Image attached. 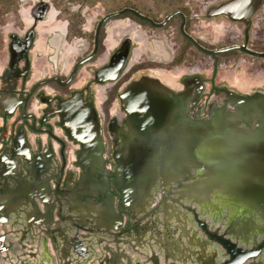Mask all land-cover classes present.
Here are the masks:
<instances>
[{
	"label": "flooded vegetation",
	"instance_id": "obj_1",
	"mask_svg": "<svg viewBox=\"0 0 264 264\" xmlns=\"http://www.w3.org/2000/svg\"><path fill=\"white\" fill-rule=\"evenodd\" d=\"M0 4V9L6 6L7 18L24 12L16 10V5H22L10 0H0ZM68 5L70 0H57V4L38 0L22 13L23 22L4 41L7 54L0 61V264H264V240L258 233L236 235L225 230L199 210V200L191 190L167 177V143L185 139L176 133L238 112L232 104L235 98L264 96V80L246 83L242 78L219 75L223 62L236 63L243 57L264 61V43L253 37L264 0H214L200 18L220 33L227 28L224 33L228 35L218 41L207 33L193 36L190 27L198 18L188 14L193 6L189 2L186 9L162 21L128 7L109 13L98 20L90 54L73 67L68 65L66 74L53 69L33 82L37 43L51 31L56 32L49 41L54 48L74 39ZM61 15L68 18L62 21ZM108 17L112 18L103 23ZM129 18L143 29L165 30L179 22L182 48L170 58L169 47L159 44L154 59H144L141 51L132 64L140 43L129 35L117 43L113 35L114 51L99 67H89L87 78L79 81L82 67L102 59L109 23L117 21L129 29L131 24L125 22ZM123 47L129 48V54L121 73L117 74L119 64L117 71L101 73ZM186 48L210 58L211 70L173 77L171 69L184 62ZM224 50L228 52L219 53ZM48 60L59 63L57 55ZM113 77H117L114 82L106 81ZM156 80L166 88L160 99L166 101L167 88L170 91L175 103L170 116L175 120L167 121L165 104V113L155 125L140 130L130 120L124 94L133 84L149 86ZM101 87H105L103 92ZM148 148L152 151L145 152ZM134 157L150 160L143 172L150 176L148 182H137L129 190L123 165ZM155 175L158 183H153Z\"/></svg>",
	"mask_w": 264,
	"mask_h": 264
},
{
	"label": "water",
	"instance_id": "obj_2",
	"mask_svg": "<svg viewBox=\"0 0 264 264\" xmlns=\"http://www.w3.org/2000/svg\"><path fill=\"white\" fill-rule=\"evenodd\" d=\"M226 52L228 50L219 53ZM128 54L129 48L123 47L101 73L117 71L119 64L117 74H120ZM208 54L216 55L217 52ZM91 59L81 62L78 67ZM116 78L106 81L114 82ZM164 92L165 85L157 80L149 86L133 84L126 90L127 112H131L130 120L140 130L155 125L165 113V104L167 121L174 122L175 118L170 114L175 103L168 88L167 100L160 99ZM232 104L238 112L220 115L210 123L187 127L185 133L175 134L185 139L167 143V177L171 183L191 190L189 192L199 200V210L204 211L211 221L216 220L221 227L231 229L236 235L256 232L264 240V96L235 98ZM150 151L148 148L145 152ZM149 161L141 157L124 161L123 175L129 190H134L137 182H148L150 175L143 172L149 167ZM155 176L153 183L159 178Z\"/></svg>",
	"mask_w": 264,
	"mask_h": 264
},
{
	"label": "rangeland",
	"instance_id": "obj_3",
	"mask_svg": "<svg viewBox=\"0 0 264 264\" xmlns=\"http://www.w3.org/2000/svg\"><path fill=\"white\" fill-rule=\"evenodd\" d=\"M201 1H204L201 4ZM38 0H26L25 3H21L20 0H10V3L16 5V3L22 5L18 7L16 5V10H22L26 13L28 12V8L32 6V4L37 3ZM71 5H68L69 11L72 15V19L74 22L72 23V36H74L73 41H68L67 44H63L60 47H52L49 41L52 39L56 32L51 31L48 32L47 37H45L41 42L37 43V49L35 50L34 60H35V74L33 77V82L38 80V76L40 74H47L53 71L54 73H63L66 74L68 65L73 67L80 60L85 58L93 49V39L96 30V26L98 20L102 17H105L107 14L122 10L124 8H134L136 10L142 11L144 13H148L156 21H162L166 15L172 14L176 10L186 9V3L192 4V12L189 11L188 14L194 15L198 18L195 20L194 25L190 27V31L193 36L204 34L210 35V37L214 38L215 41L222 40L226 35V33H220L218 30H211L212 28L207 21L203 18H200L201 15L208 9L214 0H70ZM84 2V3H83ZM90 2V3H89ZM54 3L57 4V0H54ZM84 5H83V4ZM87 3L88 5H85ZM64 3L61 4V6ZM82 4V6H80ZM1 5V4H0ZM1 7V6H0ZM2 9V10H1ZM0 9V61L4 62L6 59V50L4 41H7V35L13 30L12 28L17 26V24L23 22V18L21 17L22 13L18 15L15 13V16H11L9 18L4 16V10L6 6H2ZM6 13V12H5ZM67 15H61L60 20L67 19ZM132 18L127 19L125 22L131 24V29H123L120 27V22L113 21L109 23L108 26H111V34L114 35L117 43H119L120 38L124 35H129L136 41L139 42L140 47L136 52V58L133 63L137 62L139 59V55L141 51H143L144 59H154V54L156 52V47L159 44L169 47V57L172 58L176 53H178L179 49L182 48L184 43L182 37L179 32V22H173L170 24V27L163 29H155V28H141V25L135 23L142 31H140L133 23ZM115 24V25H114ZM253 37L257 38L255 42H263L264 43V8L261 11L259 17L256 19L254 23ZM107 26V27H108ZM60 27V26H59ZM61 28V27H60ZM56 29V27H55ZM54 29V30H55ZM106 32V31H104ZM143 32V33H142ZM234 33V32H232ZM230 33V34H232ZM236 34V33H235ZM109 33H104V38L106 39ZM136 36V38L134 37ZM72 38V37H71ZM228 43L223 42L221 45H227ZM221 45H215L214 47H220ZM138 46H134L137 48ZM117 48V47H116ZM115 48V49H116ZM39 50V51H38ZM187 50V48H186ZM114 51V50H113ZM111 49H108V45H102L101 55L102 59L90 63L88 67H82L79 71V81H84V78H87L89 67L97 66L99 67L104 62V57L108 55V53L113 52ZM59 58V63H53L48 59L50 57ZM135 54H133L134 56ZM133 58V57H132ZM244 60H239L236 63L227 62L226 64L221 63V68L219 69V75L221 77L229 78H242L243 81L254 82L256 79L261 82L264 80V61L261 62H252L253 60H247L248 58L243 57ZM211 59L203 57L199 55L194 50H187V57L184 59L180 65L171 69L172 73H170L173 77L179 78L186 73L193 72H203L204 70H211ZM97 62V64H96ZM208 62V63H207ZM93 64V65H92ZM252 64H255L252 66ZM259 67H255V66ZM210 67V68H209ZM94 69V67H93ZM209 69V70H208ZM259 69V70H258ZM253 70L255 71L253 73ZM259 71V72H258ZM258 72V73H257ZM257 82V81H256ZM102 92L105 90V87H101L99 89ZM109 92V90H108Z\"/></svg>",
	"mask_w": 264,
	"mask_h": 264
},
{
	"label": "bare ground",
	"instance_id": "obj_4",
	"mask_svg": "<svg viewBox=\"0 0 264 264\" xmlns=\"http://www.w3.org/2000/svg\"><path fill=\"white\" fill-rule=\"evenodd\" d=\"M111 27V26H110ZM212 29L211 30H214V27H211ZM113 29V28H112ZM111 28H109V40H108V43H107V45H108V47L110 48V49H112V48H114V46H115V44L113 43V41H112V38H111V36H113L111 33V30H112ZM129 29H131V28H129ZM222 30V32H224L225 30H227V28L226 27H224V28H221ZM233 30H236V31H238L237 29H232V31ZM208 63V62H207ZM210 68V67H209ZM209 70V69H208ZM207 72H209V71H207Z\"/></svg>",
	"mask_w": 264,
	"mask_h": 264
},
{
	"label": "crops",
	"instance_id": "obj_5",
	"mask_svg": "<svg viewBox=\"0 0 264 264\" xmlns=\"http://www.w3.org/2000/svg\"><path fill=\"white\" fill-rule=\"evenodd\" d=\"M11 17V16H10Z\"/></svg>",
	"mask_w": 264,
	"mask_h": 264
}]
</instances>
